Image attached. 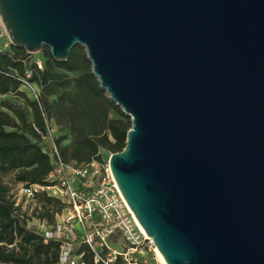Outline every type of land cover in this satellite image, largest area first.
Segmentation results:
<instances>
[{"label":"water","instance_id":"1","mask_svg":"<svg viewBox=\"0 0 264 264\" xmlns=\"http://www.w3.org/2000/svg\"><path fill=\"white\" fill-rule=\"evenodd\" d=\"M9 43L84 49L131 120L113 180L164 264H264V0H0Z\"/></svg>","mask_w":264,"mask_h":264},{"label":"trees","instance_id":"2","mask_svg":"<svg viewBox=\"0 0 264 264\" xmlns=\"http://www.w3.org/2000/svg\"><path fill=\"white\" fill-rule=\"evenodd\" d=\"M40 54L41 69L36 61L30 62L31 55L24 50L10 45L8 51H0V97L15 100L14 104L0 103V264H58L60 252L59 243L45 242L28 227L3 175H12L19 185L48 188L52 144L64 163L88 164L103 160L101 151L110 155L121 152L131 128L130 118L100 89L82 47L75 46L63 62L54 61L47 48ZM23 82L39 87L37 100L23 89ZM111 112L117 116L111 118ZM50 122H64L66 133L50 137ZM35 201L43 208L37 219L48 224L65 208L61 200L46 192H39ZM77 253H83L84 264H93L87 247L81 246Z\"/></svg>","mask_w":264,"mask_h":264},{"label":"built area","instance_id":"3","mask_svg":"<svg viewBox=\"0 0 264 264\" xmlns=\"http://www.w3.org/2000/svg\"><path fill=\"white\" fill-rule=\"evenodd\" d=\"M36 64L41 69V63ZM29 77L30 73H27L26 78ZM23 83V89L37 100L39 87ZM33 127L41 140L46 141L39 129ZM49 136L53 137L51 129ZM46 151L43 148V152ZM48 156L52 171L46 181L50 186L21 185L18 196L25 203H33L39 192H46L65 204L62 212L55 216L53 224L38 220L39 229L35 230L45 242L60 244L58 264H84L83 253H77L81 246L87 247L93 264H147L140 256L150 251L156 252V249L140 230L120 194L108 160L83 165L64 163L54 144L48 150ZM55 190L59 192V197L50 194ZM113 238H116L115 242Z\"/></svg>","mask_w":264,"mask_h":264},{"label":"rangeland","instance_id":"4","mask_svg":"<svg viewBox=\"0 0 264 264\" xmlns=\"http://www.w3.org/2000/svg\"><path fill=\"white\" fill-rule=\"evenodd\" d=\"M9 38H7L4 29H0V51H8L9 50ZM30 62L36 61L40 62L42 60V56L39 53L37 54H30ZM3 101H8L11 104L15 103V100L11 97H0V103ZM117 115L114 112L110 113V117L114 118ZM65 124L64 122L61 123V125H57L54 122H50V129L52 131V136L53 137H59L63 133H66ZM67 143V142H66ZM101 158L103 159L102 161L108 160L110 157V154H107V152L101 151L100 152ZM3 183H5L9 189L11 195L15 197L16 203L21 206L22 212L25 214L26 219H27V225L29 228L38 230L39 229V221L37 217H40L39 215L42 213L43 208L42 204L40 202L34 201L33 203H25L24 199L20 198L18 196V192L20 187H22L19 184L14 183L13 181V176L12 175H3L2 177ZM50 194H53L56 197H59V192L57 190L55 191H50ZM40 208V209H39ZM50 209V208H49ZM57 210L54 208V211ZM139 257V256H137ZM141 260H145L147 264H162L161 261L159 260L156 252L150 251L145 254V256H140Z\"/></svg>","mask_w":264,"mask_h":264},{"label":"bare ground","instance_id":"5","mask_svg":"<svg viewBox=\"0 0 264 264\" xmlns=\"http://www.w3.org/2000/svg\"><path fill=\"white\" fill-rule=\"evenodd\" d=\"M137 222V221H136ZM138 224V223H137ZM138 226H139V228H140V230L143 232V230H142V228L140 227V225L138 224ZM156 254H157V256H158V258H159V260L161 261V263L162 264H164V262H163V260H162V258L160 257V255H159V253L156 251Z\"/></svg>","mask_w":264,"mask_h":264}]
</instances>
